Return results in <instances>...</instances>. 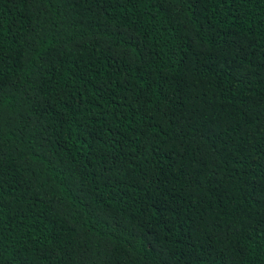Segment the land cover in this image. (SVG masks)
<instances>
[{
  "label": "trees",
  "instance_id": "obj_1",
  "mask_svg": "<svg viewBox=\"0 0 264 264\" xmlns=\"http://www.w3.org/2000/svg\"><path fill=\"white\" fill-rule=\"evenodd\" d=\"M0 264H264V0H0Z\"/></svg>",
  "mask_w": 264,
  "mask_h": 264
}]
</instances>
